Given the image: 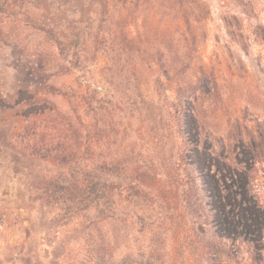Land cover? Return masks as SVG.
I'll use <instances>...</instances> for the list:
<instances>
[{"label": "rangeland", "instance_id": "obj_1", "mask_svg": "<svg viewBox=\"0 0 264 264\" xmlns=\"http://www.w3.org/2000/svg\"><path fill=\"white\" fill-rule=\"evenodd\" d=\"M108 1L112 14L101 0H0V264L25 238L33 264L113 253L141 264H247L244 245L220 239L199 177L209 182L210 157L227 162L238 139L231 157L264 207V0ZM202 77L217 89L197 109L182 92ZM42 110L52 114L32 119ZM32 122L45 125L44 141L62 130L69 154L121 170L119 221L97 222L93 209L59 215L44 193L59 165L29 157L14 136Z\"/></svg>", "mask_w": 264, "mask_h": 264}, {"label": "trees", "instance_id": "obj_2", "mask_svg": "<svg viewBox=\"0 0 264 264\" xmlns=\"http://www.w3.org/2000/svg\"><path fill=\"white\" fill-rule=\"evenodd\" d=\"M100 7L104 14H112L108 0H101ZM101 20L102 18H100ZM258 24V27L264 29V24ZM98 38L99 31L96 30L93 32L92 39L94 42H98ZM121 38L125 41L123 35ZM36 71L37 69L33 72ZM195 83L197 84L195 85ZM200 84L202 87L198 90ZM216 89L215 85H209V81L202 77L198 81H187L183 86L182 95L186 101L195 104L198 109L199 98L202 100V97H205L201 93H210ZM51 114V112L45 114L43 110L37 111L32 115V119L37 121L45 115L49 117ZM65 125L69 127L68 122H65ZM44 127L45 125H42L41 122L38 124L32 122L31 125L16 127L14 136L19 140L17 144L22 146L29 157L32 158L33 155L43 153L38 158L59 165L60 171L51 172L46 176L44 189V193L58 204L59 215L63 218L71 217L73 219V215L77 214L76 218H87L88 210L93 209L97 222L119 221L120 214H122L119 203L126 189L127 177L119 168L107 165L104 160H100L98 163L95 159H84L69 154L75 149L74 143L67 135L62 134V130L56 132L55 137L53 135L49 140L44 141ZM237 140L233 139L229 142L231 156L235 154L234 145L237 148ZM251 143V139H248L246 145L249 147ZM231 156L226 157L227 162L222 161L221 165L218 162V156L212 159L210 157V162L215 168L214 174L210 175L209 182L204 175L201 174L199 177L201 182L204 181L208 185L206 193L210 196L208 206L211 210V215L208 216L212 217L216 228L221 230L222 238L220 237V239L231 240L233 244L237 243L246 247L249 254L247 264H264L261 263V257L264 256V245H259V241L264 240V207L251 190L246 188L247 177L239 173L236 158ZM246 156L248 160L255 162L250 150L246 151ZM15 162H20V159L15 158ZM74 209L77 211L73 214ZM89 231L85 228L80 235L81 244H84L86 249L95 244V241L91 239V231ZM28 242V238H25L24 242L22 240L19 251H12L13 253L7 256L8 259L6 257L3 261L10 264H33L35 256L25 249ZM95 264H141V262L138 257L132 260L127 258V255L113 253L107 258H104L102 254Z\"/></svg>", "mask_w": 264, "mask_h": 264}]
</instances>
